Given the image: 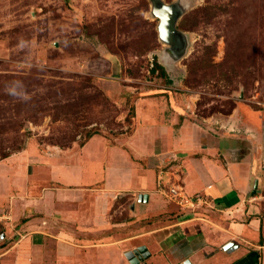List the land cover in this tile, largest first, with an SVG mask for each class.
Listing matches in <instances>:
<instances>
[{
  "label": "rangeland",
  "instance_id": "1",
  "mask_svg": "<svg viewBox=\"0 0 264 264\" xmlns=\"http://www.w3.org/2000/svg\"><path fill=\"white\" fill-rule=\"evenodd\" d=\"M180 3L189 45L175 60L151 0H0V255L27 222L51 224L36 210L47 192L96 202L131 248L212 236L211 200L166 194L197 197L183 181L185 150L221 141L264 154V0ZM157 62L167 78L152 72ZM12 81L28 99L6 92ZM146 191L165 208L140 217L154 210L141 205Z\"/></svg>",
  "mask_w": 264,
  "mask_h": 264
},
{
  "label": "crops",
  "instance_id": "2",
  "mask_svg": "<svg viewBox=\"0 0 264 264\" xmlns=\"http://www.w3.org/2000/svg\"><path fill=\"white\" fill-rule=\"evenodd\" d=\"M218 144L216 148L201 146L196 153L185 150L183 175L190 195L200 194L211 200L212 207H209L217 216L211 219L214 235L207 237L205 229H199L195 239L191 234L192 242L200 241L195 247L189 241L182 245L168 241L170 248L166 250L169 248L173 254L162 251L161 244L144 243L142 245L151 253L146 264H162L164 259L167 264H181L187 260L193 264H263L264 154L261 150L246 153L243 148L230 149L221 141ZM202 152L206 155L199 156ZM219 153L223 155L222 161L212 159ZM146 192L148 200H143L141 205H151L154 210L149 213L143 209L140 217L165 208L156 204L159 199L156 194ZM60 195L45 193L36 210L51 224L27 222L18 232L22 238L0 255L1 264H131L126 255L140 245L131 248L132 242L118 237L117 232H123L124 227L115 229L107 221L102 222L103 209L98 208L96 202L84 204L85 195L75 202L66 200L64 193ZM74 206L77 210L70 211ZM59 220L66 222L57 225ZM229 243L233 245L228 251L225 246ZM158 250L163 253L154 254Z\"/></svg>",
  "mask_w": 264,
  "mask_h": 264
},
{
  "label": "water",
  "instance_id": "3",
  "mask_svg": "<svg viewBox=\"0 0 264 264\" xmlns=\"http://www.w3.org/2000/svg\"><path fill=\"white\" fill-rule=\"evenodd\" d=\"M152 16L159 20L158 31L160 40L169 46L167 50L171 53V57L175 60L180 59L187 51L189 45L188 37L185 33L178 29V21L185 11L179 1L171 4L165 3L163 0H151ZM184 41V44H183ZM147 201L148 195H140V201ZM233 243L225 246V250H231ZM131 264H146L151 253L147 246H140L126 255ZM181 264H193L190 260Z\"/></svg>",
  "mask_w": 264,
  "mask_h": 264
},
{
  "label": "built area",
  "instance_id": "4",
  "mask_svg": "<svg viewBox=\"0 0 264 264\" xmlns=\"http://www.w3.org/2000/svg\"><path fill=\"white\" fill-rule=\"evenodd\" d=\"M166 195L169 196L170 200H172L173 202L179 205H183V204L198 205L204 199L201 195H197L196 198L188 197L187 194L182 192V190L179 191V187L176 186L170 187L169 192ZM261 199L264 200V195L261 196ZM6 218H8V215L2 214L0 212V221Z\"/></svg>",
  "mask_w": 264,
  "mask_h": 264
},
{
  "label": "clouds",
  "instance_id": "5",
  "mask_svg": "<svg viewBox=\"0 0 264 264\" xmlns=\"http://www.w3.org/2000/svg\"><path fill=\"white\" fill-rule=\"evenodd\" d=\"M25 46L24 41L20 42L19 47L23 48ZM23 84L20 81H12L10 85L6 87V92L13 96V97H18L21 99H28L29 97L27 94L23 91Z\"/></svg>",
  "mask_w": 264,
  "mask_h": 264
},
{
  "label": "trees",
  "instance_id": "6",
  "mask_svg": "<svg viewBox=\"0 0 264 264\" xmlns=\"http://www.w3.org/2000/svg\"><path fill=\"white\" fill-rule=\"evenodd\" d=\"M156 70H159L160 75L162 77L167 78V71H166L165 67L162 64L157 62L156 65L153 67L152 72L155 73Z\"/></svg>",
  "mask_w": 264,
  "mask_h": 264
}]
</instances>
